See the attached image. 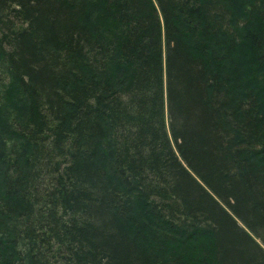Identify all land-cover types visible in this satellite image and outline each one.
I'll return each mask as SVG.
<instances>
[{"label": "trees", "instance_id": "1", "mask_svg": "<svg viewBox=\"0 0 264 264\" xmlns=\"http://www.w3.org/2000/svg\"><path fill=\"white\" fill-rule=\"evenodd\" d=\"M0 264H264V0H0Z\"/></svg>", "mask_w": 264, "mask_h": 264}, {"label": "rangeland", "instance_id": "2", "mask_svg": "<svg viewBox=\"0 0 264 264\" xmlns=\"http://www.w3.org/2000/svg\"><path fill=\"white\" fill-rule=\"evenodd\" d=\"M1 90V89H0Z\"/></svg>", "mask_w": 264, "mask_h": 264}]
</instances>
